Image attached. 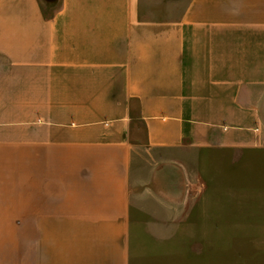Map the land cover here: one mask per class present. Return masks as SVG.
Instances as JSON below:
<instances>
[{"label":"crops","instance_id":"0c3cea01","mask_svg":"<svg viewBox=\"0 0 264 264\" xmlns=\"http://www.w3.org/2000/svg\"><path fill=\"white\" fill-rule=\"evenodd\" d=\"M59 2L0 0V264H228L264 209L205 172L264 179V0Z\"/></svg>","mask_w":264,"mask_h":264},{"label":"rangeland","instance_id":"374dc122","mask_svg":"<svg viewBox=\"0 0 264 264\" xmlns=\"http://www.w3.org/2000/svg\"><path fill=\"white\" fill-rule=\"evenodd\" d=\"M40 2L46 13L53 12L60 4L59 0H40ZM229 156L231 155L228 153L210 155V161L205 172V192H208V196L210 197V199H208L210 205L209 208L215 209L218 204L217 201H219L224 210H229L233 206L239 210L249 207L256 208L257 211L263 210L264 179L262 178V180L258 179L254 181L250 174L248 168L249 166L244 165L243 168H245V170L241 171V173L244 175L240 174L236 179H232V176L229 174H221L219 177L221 178L220 185L218 186L217 174L221 173V171H219L220 169L217 167L220 165L222 168L223 163H226V159H230ZM253 172L257 173V171ZM232 197L235 199V201H237L234 203V205L231 201ZM225 237V249L222 251V253H224V258H226L228 264H231V262L234 261L232 258L234 259L236 257L247 259L249 257L257 256L258 258H262L264 256V252L258 248L259 245L264 243V232L241 235H226ZM215 252V250L210 249L209 255L211 256L212 253Z\"/></svg>","mask_w":264,"mask_h":264}]
</instances>
